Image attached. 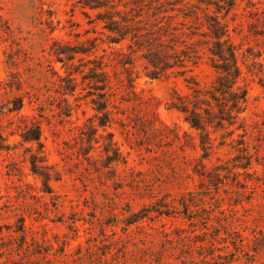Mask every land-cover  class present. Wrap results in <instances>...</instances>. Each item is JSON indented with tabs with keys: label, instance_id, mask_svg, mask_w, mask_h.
Listing matches in <instances>:
<instances>
[{
	"label": "rangeland",
	"instance_id": "rangeland-1",
	"mask_svg": "<svg viewBox=\"0 0 264 264\" xmlns=\"http://www.w3.org/2000/svg\"><path fill=\"white\" fill-rule=\"evenodd\" d=\"M80 1L0 0V81L17 71L24 90L33 93L32 102L24 98L21 113L40 122L43 153L54 174L51 192H44L29 170L24 151L29 144L8 136L12 148L0 150V264H264V0H233L224 14L245 109L230 127L231 136L210 134L212 151L202 164L196 131L168 101L172 91L188 92L184 78L193 75L203 87L211 83L206 46L195 47V66L159 79L148 78L140 53L133 54L127 59L132 88L126 87L124 71L111 65L121 114L99 133H109L121 153L123 162L114 170L100 166L106 137L88 150L93 161L78 154L88 148L77 137L78 127L93 111L81 101L64 116L55 91L52 68L63 70L49 59L52 40L96 37L95 54L105 53L106 60L127 53V41L109 44L96 10ZM112 1L129 6L135 0ZM176 1L185 13L199 16L185 19L184 26L177 24L180 18L173 21L189 46L197 37L187 38L189 30H205L199 27L202 4ZM207 11L214 13L212 5ZM13 94L1 90L0 103ZM12 118L0 115V124L8 126ZM202 165L207 171L224 169L217 188L196 175ZM143 207L163 213L127 225ZM236 237L246 238L245 248L234 250L229 241Z\"/></svg>",
	"mask_w": 264,
	"mask_h": 264
},
{
	"label": "trees",
	"instance_id": "trees-1",
	"mask_svg": "<svg viewBox=\"0 0 264 264\" xmlns=\"http://www.w3.org/2000/svg\"><path fill=\"white\" fill-rule=\"evenodd\" d=\"M80 3L83 8L96 10L95 20L101 24L109 44L127 41V53L116 54L114 58L107 60L105 53L96 55V37H87L76 43L55 39L49 44L50 61L60 63L63 70V74H59L52 68L55 91L61 99L64 116H71L72 110L77 109L81 101L93 111L78 127L77 137L88 147L78 154L85 157L93 143L106 137L105 143L101 145L100 166L114 170L115 164L123 162L121 153L109 133H99L100 128L105 131V128L115 121L116 114H121L118 111L121 104L120 91L110 70L111 65L124 71L126 87L132 88L133 77L127 69L131 63L127 59L133 54L140 53L148 78L159 79L170 74L181 75L188 66H195L198 62L195 47L201 43L206 46L209 65L214 71L211 83L203 87L193 75L184 78L188 92L179 94L172 91L168 106L181 113L183 120L196 131L197 145L201 151L200 163L212 151V132L226 131V136L233 134L230 127L239 121V115L245 109L246 95L245 89L238 84L240 69L236 47L231 40L224 16L233 6V0L197 1L195 5L202 4L200 11L203 18L199 21V27L204 26L205 30L197 33L191 31L195 29L192 27L186 36L191 39L197 37L189 46L186 45V40L180 39V34L176 33L182 27L174 26L173 21L180 18L177 24L184 26L182 21L187 18L196 20L199 16L195 11L194 17L192 13H185V5L176 7V0H135L129 6L119 5L112 0H81ZM195 5L192 4L191 8L189 6L188 11L193 10ZM208 5H212L214 13H208ZM223 9L224 12L218 16ZM24 84L26 83L17 71H11L5 80L0 81V91L14 92L0 103V115L14 117L8 126L0 124V150L7 151L12 148L7 138L13 134L18 136L19 144H29L24 149L28 153L26 160L29 170L40 179L42 190L51 192L50 181L54 174L43 153L40 122L21 113L24 98L32 102L34 96L31 91L24 90ZM239 126L242 128L241 124H238L237 128ZM193 144L194 142L192 146ZM85 158H88L86 160L89 162L93 161L87 155ZM248 164L246 162L243 167L246 168ZM220 170L224 169L215 166L207 171L202 165L195 173L201 178V182L206 180L208 186L217 188L224 177ZM107 177L112 178L113 175ZM151 212L158 215L163 213L155 207H143L130 215L126 224H133ZM245 239L236 237L229 242L236 251L246 247Z\"/></svg>",
	"mask_w": 264,
	"mask_h": 264
}]
</instances>
